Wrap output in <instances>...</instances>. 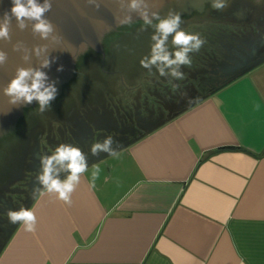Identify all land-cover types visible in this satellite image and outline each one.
<instances>
[{
  "label": "crops",
  "instance_id": "crops-1",
  "mask_svg": "<svg viewBox=\"0 0 264 264\" xmlns=\"http://www.w3.org/2000/svg\"><path fill=\"white\" fill-rule=\"evenodd\" d=\"M147 53L99 70L104 103L93 111L103 119L88 131L52 129L33 153L59 143L84 152L71 205L42 186L31 198V167L4 192V208H30L38 224L0 228V264H264V57L211 86L206 55L192 54L186 79L175 81L142 68ZM108 134L118 154L93 155L91 143Z\"/></svg>",
  "mask_w": 264,
  "mask_h": 264
},
{
  "label": "clouds",
  "instance_id": "clouds-1",
  "mask_svg": "<svg viewBox=\"0 0 264 264\" xmlns=\"http://www.w3.org/2000/svg\"><path fill=\"white\" fill-rule=\"evenodd\" d=\"M86 4L99 10L103 0H85ZM212 9L222 12L229 7V0H210ZM117 8L113 13L116 27L131 26L134 23L133 13L143 22L141 31H146L148 27L154 29L151 35L153 42L150 47V54L140 60L142 68L147 69L149 74L155 68L160 77H171L172 80L182 81L186 79V74L181 69L191 67L193 60L192 54L198 53L205 45L206 40L199 34L186 32L181 28L182 18L179 12L169 10L161 16L158 10H154L153 0H114ZM11 8L5 10L0 15V41L11 42V26L15 20L16 27L24 31L31 26L34 36H38L43 41H49L51 45H59V48L50 47V44L34 46L29 50L21 41L12 45L14 52L21 53V59L29 63L34 56L38 62L37 66L17 67L14 76L2 87V93L8 98V103L12 105L4 115L10 113L13 108H20L36 102L38 114L52 110L51 102L58 95L56 87L57 81H50L47 72L51 64L58 57H50L52 51L69 52L63 45L64 37L59 33L58 26L53 24L46 16L52 9V0H11ZM98 23L104 25L106 31L112 30V26L101 20ZM171 37L173 50H169L168 41ZM97 39L101 36L98 34ZM93 46V45H91ZM75 48L87 49L89 44L82 41ZM73 56V55H72ZM74 58V56H73ZM8 61V54L0 49V67H4ZM57 72H62L64 66L57 67ZM173 89H179L180 85L172 83ZM259 103L254 104V110L259 111ZM119 141H114V135L108 134L103 142L97 139L91 143L90 151L93 155L106 152L109 156H116L117 150L111 145ZM41 170L35 176L36 184L33 186L29 196L32 198L41 190V186L49 193H55L57 199L67 205H71L72 193L81 182V175L88 170L86 156L78 144L59 143L50 154L40 155ZM66 171L67 178L61 181L59 173ZM101 169L94 166L91 173L89 186L94 187L99 178ZM9 223L22 224L26 232L37 230V216L35 212L23 207L18 211L9 210L6 213Z\"/></svg>",
  "mask_w": 264,
  "mask_h": 264
},
{
  "label": "rangeland",
  "instance_id": "rangeland-1",
  "mask_svg": "<svg viewBox=\"0 0 264 264\" xmlns=\"http://www.w3.org/2000/svg\"><path fill=\"white\" fill-rule=\"evenodd\" d=\"M243 11L239 12L233 0H230L229 7L222 12L212 9L211 2H207L202 8L181 15L182 23L185 25L181 28L186 32L199 34L206 40L199 52L202 55L201 58L203 55L207 56V74L211 86L224 83L244 71L249 60L252 59L251 50L262 34L259 28L261 26L247 35L243 28L245 26H242V23L236 19L243 17L245 14ZM226 13L228 15H225ZM259 15L264 16V13H257L255 23ZM142 24L140 20L130 31L118 30L107 42L103 60L100 51L91 50L87 57L77 67H74L75 74L62 83L60 93L51 102V107H56L54 113L38 114L37 104L24 108V115L16 129L14 128L12 133L3 138L0 145V201H4L3 198L6 197L4 192L10 190L9 186L13 182L25 179L41 132L47 133L55 129L63 134L65 129L71 132L75 127L88 131V122L103 119L93 111L95 104L100 103L102 106L104 103L101 96L103 91H97L99 87L103 89L104 86H95L97 83L103 84L104 81L103 79L97 80L98 77L93 75L96 72L93 70V65L99 61L105 69H117L122 61H126L123 58L133 57L135 53L148 52L147 54H150L153 42L148 36L154 29L148 27L146 31H141ZM168 47L173 50L171 37H169ZM137 61L140 65V60ZM136 65L138 64H134ZM95 90L97 99L93 101ZM43 142L44 144L48 142V138H44Z\"/></svg>",
  "mask_w": 264,
  "mask_h": 264
},
{
  "label": "water",
  "instance_id": "water-1",
  "mask_svg": "<svg viewBox=\"0 0 264 264\" xmlns=\"http://www.w3.org/2000/svg\"><path fill=\"white\" fill-rule=\"evenodd\" d=\"M43 2V0H41ZM210 0H153L154 10H158L161 16L166 15L169 10L183 13H190L192 10H198ZM11 0H0V15L5 10L11 8ZM116 4L114 0H103L99 10L86 4L85 0H52V9L46 14L47 18L58 26L59 33L63 35L65 43L64 47L69 52L52 51L50 57H58L49 69H44L49 76L50 81H57L56 87L58 94L61 91L62 83L68 81L75 74L74 67L84 60L91 50L100 51L102 53L106 50L107 42L116 34L118 30L130 31V29L139 23V17L133 13L134 23L131 26L116 27L113 13L116 11ZM105 21L112 26V30L106 31L104 25L98 23ZM98 34L101 39L98 40ZM11 42L0 41V49L8 54V61L4 67H0V89L7 84V82L14 76L17 67L37 66L38 62L33 56L29 63H25L21 59V53L14 52L12 45L17 41L31 50L34 46L41 44H50L49 41H43L38 36H34L29 26L24 31H20L16 27L15 20L11 26ZM82 41H87L89 47L87 49L73 48L72 46H79ZM93 45V46H91ZM50 47L59 48V45H51ZM74 58H73V56ZM64 66L62 72H57V67ZM102 65V64H101ZM74 71V72H73ZM105 71V70H104ZM118 71V70H116ZM111 72V71H107ZM121 78V77H120ZM127 88V87H126ZM36 102L20 108H13L9 114L4 115L3 112L12 108L8 103V98L5 97L0 90V139L5 138L14 131L16 121L21 116L25 107L34 106Z\"/></svg>",
  "mask_w": 264,
  "mask_h": 264
},
{
  "label": "flooded vegetation",
  "instance_id": "flooded-vegetation-1",
  "mask_svg": "<svg viewBox=\"0 0 264 264\" xmlns=\"http://www.w3.org/2000/svg\"><path fill=\"white\" fill-rule=\"evenodd\" d=\"M244 3H246V4H244ZM233 4L236 6V9L239 12L243 11V10L245 11V14L243 15L242 18L237 17L236 19H237V21L242 23V26H245L243 28H245L246 34L248 35V34L252 33L253 31L255 32L259 28H260V34L262 33L260 38L256 42L255 46L252 47V50H251L252 59L249 60V63L247 64V67H248V66L252 65L253 63H255V61L264 57V16L259 15L257 18V20H258L257 23L254 22V19L256 18V15L258 12H259V14L264 13V0H233ZM225 15H228V14L226 13ZM259 26H261V27H259ZM98 72H99V70H96V72H94L93 75L100 77L99 75H97ZM55 111H56V107H52V110L50 111V113H54ZM23 115H24V111L22 112V114L18 118V120L16 121V124L14 127L15 129H16L17 124L19 123V121ZM42 133L43 132H41L39 134L40 136H39V140L37 143V145H38L37 147H41L42 151H45L44 148L46 146V143L44 144L43 140H44V138L47 137L48 132L44 133V136L41 138ZM49 144H52V143L50 142ZM30 167L32 168L34 175L36 176L37 173L41 170L40 158L37 159L35 156H33V161L30 162ZM32 181H33V179H32ZM34 181H36V180L34 179ZM3 205L4 204H2L0 202V214H5L7 211L12 210L11 207L9 206V204L6 205V208H4ZM0 219H1V217H0ZM4 225L5 226H11V223H9L8 218L6 219V221L0 220V228L3 227Z\"/></svg>",
  "mask_w": 264,
  "mask_h": 264
},
{
  "label": "trees",
  "instance_id": "trees-1",
  "mask_svg": "<svg viewBox=\"0 0 264 264\" xmlns=\"http://www.w3.org/2000/svg\"><path fill=\"white\" fill-rule=\"evenodd\" d=\"M182 20H183V18H182ZM182 26H185L184 23L181 24V27ZM153 32H154V30H151V33H149V36H148L149 38H151V35L153 34ZM120 52H121V50L119 51V53ZM101 64L102 63L99 61L95 62V64L93 65V70H100L101 68H103V65H101ZM90 69H91V67H90ZM1 142H2V139H0V145H1ZM7 145H6V147H7Z\"/></svg>",
  "mask_w": 264,
  "mask_h": 264
}]
</instances>
